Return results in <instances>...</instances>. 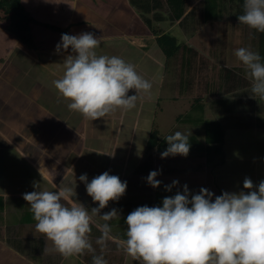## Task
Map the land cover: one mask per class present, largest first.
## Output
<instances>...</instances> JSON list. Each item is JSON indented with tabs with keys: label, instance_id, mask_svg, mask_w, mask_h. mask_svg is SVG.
<instances>
[{
	"label": "crops",
	"instance_id": "crops-1",
	"mask_svg": "<svg viewBox=\"0 0 264 264\" xmlns=\"http://www.w3.org/2000/svg\"><path fill=\"white\" fill-rule=\"evenodd\" d=\"M198 1L195 0L192 6ZM99 2L98 6H94L95 10L91 9L92 5L71 4L64 32L59 26H56L58 29H54L41 22L43 26H32V23L30 29L33 30V40L29 46L8 30L0 28V36L5 35L6 38L10 36L8 40L0 37V237H3L13 251L27 253L28 256H34V259L38 251L46 252L45 243L48 242L36 231V221L33 219L30 206L23 199V194L37 190L34 185L39 184L41 190L53 191L59 187L71 188L75 193L73 199L91 210V205L95 202L88 196L85 191L86 185L79 177L86 174L87 182H90L106 171L112 175L114 169L113 175L118 176L122 182L133 180L127 187L135 185L133 187L135 196L138 192L143 193L138 197L140 200L138 207H162L163 199L174 196L177 193L176 189L181 192L182 188L177 186H183L185 182L188 183L187 188L191 195L199 194L201 188H206L213 193L214 201L215 197L223 192L247 193L249 190L243 188L245 178L252 181L254 186L252 190H257L259 183L264 181V99L252 93L251 81L246 78L241 62L238 66L229 67L223 64L226 61L225 55L215 62L211 55L213 50L209 49L206 54L208 44L213 41H218V44L221 40L222 45L225 43V37L214 39L203 46L204 44L200 45V42L204 41L200 40L199 34L183 35L177 27H173L172 30H176L180 38L198 51V58L203 56L205 51L206 55L203 57L207 64H203L201 70L189 77L193 86L187 87L177 84L178 75L174 69L176 64L173 65L172 62L169 67L171 71L174 69L176 76L174 75L173 83L177 89L182 91L186 88L193 93L190 95V101H194L195 94L200 89L204 97L207 96L202 101L203 107L195 110H200L207 120L218 122L222 126L221 146L217 148L206 143L205 133L202 138L199 137V140L203 141L202 144H199L200 147L197 146L193 135L198 132L192 128L187 133L190 137L187 156L177 154L176 158H172L173 156L161 158L164 148H157L146 154L145 146L154 127L155 118L154 113L153 118L151 117L153 111L151 105L160 106L155 92L157 90L160 93L161 77L167 71L166 57L155 42V36L128 0L125 1L126 4H121L119 0ZM108 10L109 15H106ZM112 10L117 13L116 17L106 19ZM196 16L201 19L198 23L199 33L202 25L209 31L215 29L214 31L222 33L223 29L224 36L228 31H232L228 29V22L225 20L203 24L201 12L195 14V19ZM196 21L198 22L197 19ZM88 32L102 40L96 49L97 55H105L112 49L116 56L134 65L138 74L152 83L151 93H155L154 97L140 93L134 108L130 110L117 108L105 117L92 121L86 120L76 111L69 110L67 107L69 101L59 94L53 81L63 75L64 58L74 53L70 47L68 50L62 48L57 50L56 45L60 43L63 33L79 35ZM195 37L200 41L195 43L193 39ZM239 40L238 35L234 36L235 44H239ZM3 43L7 47L3 46ZM237 48L234 47L230 51L233 57ZM224 51L225 48L222 52L220 50V53L224 54ZM133 56L141 60V63L132 60ZM145 56L149 63L145 64ZM213 65L215 68L210 72L209 69L211 70ZM200 75L204 76L203 86L197 87L195 82L196 78L200 80ZM135 94V90L128 93ZM143 116V120L149 122L145 131H148V137L145 135L147 140L142 150L136 153L133 152V148L136 137L140 138L142 134L138 132L142 131L140 122ZM147 155L150 157L147 158ZM178 155L185 164L182 169L177 166ZM136 156L138 158L133 159ZM170 159L175 166L167 168ZM40 169L47 173L46 178L40 175ZM151 171L159 172L156 179L161 183L156 188L147 183V176ZM168 175L172 177H164ZM178 176L182 178L184 176L183 182L178 181L177 185L167 191L166 186H171L173 179ZM49 180H53L55 189ZM80 189L86 192L83 198L78 194ZM150 197L157 200L152 201V205H147ZM92 224L99 226L95 217ZM92 235L93 229L90 234L93 242ZM29 236H32L37 246H25L29 242L27 241ZM111 240L119 239L112 237ZM94 248L95 253L101 252L99 245ZM102 253L108 264H141L112 243H107ZM46 254V261L43 260L45 264H54L55 261L65 259L56 252L48 251ZM34 259H30L31 264H34ZM79 260L82 264V256Z\"/></svg>",
	"mask_w": 264,
	"mask_h": 264
},
{
	"label": "clouds",
	"instance_id": "clouds-1",
	"mask_svg": "<svg viewBox=\"0 0 264 264\" xmlns=\"http://www.w3.org/2000/svg\"><path fill=\"white\" fill-rule=\"evenodd\" d=\"M239 23L264 32V0H244ZM102 40L92 33L62 34L57 50L71 52L64 58L63 75L53 81L59 94L67 101L69 110L80 113L86 120H96L117 108L130 110L135 107L140 93L151 95L152 83L135 70V66L118 56L97 55ZM235 57L242 63L245 76L251 81V91L264 99V63L258 52L247 47L237 48ZM135 90V95H128ZM168 147L161 158L177 154L187 156L189 136L180 131L165 138ZM158 171H151L147 183L156 188ZM44 178L47 173L40 169ZM86 192L98 207L88 210L73 199L75 193L68 187L58 190H34L23 194L30 206L35 229L51 242L49 252H56L65 259L93 253L92 264H108L103 255H96L90 239L93 217H99L101 235L95 243L101 253L112 239L109 221L119 218L116 209L100 215L109 201H117L125 194L127 182L106 171L87 182ZM53 188L56 185L49 180ZM178 182L166 186L170 191ZM245 178L239 193L223 192L213 201V193L201 188L191 195L187 185L183 194L177 192L165 197L162 207L141 206L130 212L125 223L126 238L118 246L134 261L141 264H264V181L257 190ZM190 205V206H189Z\"/></svg>",
	"mask_w": 264,
	"mask_h": 264
},
{
	"label": "trees",
	"instance_id": "trees-1",
	"mask_svg": "<svg viewBox=\"0 0 264 264\" xmlns=\"http://www.w3.org/2000/svg\"><path fill=\"white\" fill-rule=\"evenodd\" d=\"M128 1L130 5L139 13L143 22L155 36V42L158 44L166 57V70L171 67L172 62L173 65L174 63L176 64L174 69L178 75L177 84H180L182 87L192 85L189 77L197 73L198 70H201V66H204L203 64H207V60L203 56L198 58V51L194 47L190 46L186 40L180 38L177 34V31L172 30V28L177 27L183 35L194 36L197 34L198 23L201 20L200 18H196L198 20L197 22L195 19V14L199 12H201V18L204 20V22H210L211 20L216 21L220 19L228 20V29L233 31L234 36L238 35L240 41H242L244 44L248 43V36H253L252 40L257 45V52L261 56V62L264 63V32H259L255 29H251V31H249L248 26L243 25L238 21V16L243 14L244 0H199L198 3L195 6H192L189 10L187 8L192 4L191 0ZM0 15L6 16L10 19V26H8V29L18 40L27 44L28 46L29 44H32L30 26L34 21V18H32L29 10L25 7L24 0H0ZM46 26L58 29L56 26L54 27L48 24ZM232 49L230 48V50ZM213 68H215V65L212 66L211 70ZM178 71L180 73H178ZM200 76L201 78L204 77L202 75ZM201 78H199L200 80L196 78L195 85H198L197 87L203 86L202 80L204 78ZM197 92L190 109L195 110L196 108H202V105H204L202 101L204 98H207V96L204 97L201 89L199 91L197 90ZM191 120L189 121L191 124L195 122L198 123L200 118L197 117V121ZM202 121L204 123L202 132L200 133L199 131L193 135L196 145L198 144L197 146H199V144H202L203 141L199 140V137L202 138L203 134L205 133L204 140L206 143L210 144L211 146H216L217 148L220 147L223 141L222 126H220L218 122H214L210 119H202ZM163 140H165V138H161L160 135L158 136L157 131L153 130L152 128L145 146V153L150 154L151 150L163 148ZM149 157L150 155H147V158ZM96 223L98 225H102L105 223V221L104 223L103 221H96ZM92 229V243H94L96 246L97 244L95 241L101 235V231L98 226L93 224ZM122 232V229L115 231L112 228L110 235L119 240L124 239L126 236L125 233ZM107 243H112L115 247L118 246V241L109 240ZM94 245L93 247H95ZM95 254L103 255L101 252ZM92 255L93 253L88 252H85L83 255H81L83 261L82 264H92Z\"/></svg>",
	"mask_w": 264,
	"mask_h": 264
},
{
	"label": "rangeland",
	"instance_id": "rangeland-1",
	"mask_svg": "<svg viewBox=\"0 0 264 264\" xmlns=\"http://www.w3.org/2000/svg\"><path fill=\"white\" fill-rule=\"evenodd\" d=\"M99 1H101V0H82V2H81V0H24V5L29 10L32 18H34V21L32 22L33 23L32 26H34V25L43 26L41 24V23H43L46 25L48 24V25H52V26H59L60 30L65 31L66 25H67L68 19H69V14L71 12L70 11L71 10L70 9L71 4H72V6H73V3H75V5L78 4L79 6L81 3L88 5V6L92 5L93 8H91V7L90 8L92 10H95L96 8L94 6H98L100 4ZM119 1L121 4H126V2H125L126 0H119ZM191 1H192V4H195V2H194L195 0H191ZM112 2H115V1H112ZM192 4H191V7H192ZM109 12H110V10L107 11L106 15H109ZM116 14L112 10V12L110 13V16L109 17L106 16V19L112 18V17L114 18V17H116L115 16ZM103 18H105V17H103ZM196 18L199 19L200 17L196 16ZM225 21L228 22V20H225ZM210 22L214 23V20H211ZM205 23H207V22H204L203 24H205ZM8 26H10V19L7 18L6 16L0 15V28H3L4 30L9 31ZM203 27L204 26L202 25L201 33L197 32V34H199L198 37L201 38L200 40L204 41V43L200 42V45L204 44L203 46H206V44L210 43V41H212L214 39H220L221 37H225V40H224L225 43H222V45L220 44V41H221L220 40L218 44H217L218 41H213L210 43V45L208 44L206 47V54H207L209 49H210V51L213 50L211 55L214 57L215 62H218L219 58L223 57L225 55L226 61L225 62L223 61L224 65L229 66V67L238 66L239 61H237L236 57H233L231 52H230L231 51L230 48L232 49L234 47H236V48L237 47H239V48L240 47H247V48H250L252 51L257 52V50H256L257 45L252 40L253 36L247 37V39H248L247 45L242 43V41H240V40L238 41L239 44H235L233 31H228L226 33V36H224L225 33H224L223 29H221L222 33H220V31H218V32L214 31L215 29L209 31ZM249 31H251V28H249ZM30 32L33 36L32 28H31ZM240 36H243V35H240ZM0 37L2 39L8 40V38L10 36H8V38H6L5 35L0 36ZM198 37L193 38L195 40V43L200 41ZM250 39H251V41H250ZM6 40H4V42L7 43ZM2 45L6 46L4 43ZM220 45H221V49H219ZM224 48H225L224 54H221L220 50L222 52ZM206 54L204 51L203 56H205ZM105 55L116 56L112 49L108 50L105 53ZM220 55H222V56H220ZM144 59H145V64L149 63L146 56L144 57ZM132 60L139 61V63H141V60H138L136 56H133ZM228 60H229V62H228ZM173 70L171 71V69L168 68L165 75H163V77H161V87L159 89L160 93L155 89L156 90V92H155L156 93V100H158L160 102V106L157 107L155 104L151 105V109L153 110L151 112V117L153 118V116H154L153 113L155 114L153 130L157 131L158 136L161 134L160 135L161 138L162 137L166 138L168 135H172L176 131H180L183 134L187 135L188 131L192 128H195L197 130V132L200 131V133H201L202 128L204 127V123H203L202 119H206V116L203 115L204 113L201 112L199 109H198L199 111L194 110V109H190V104L192 103V100L190 101V95H193V93L188 91V89H186V88L183 89L182 91L179 88L177 89L176 84L174 85V83H173L174 77L176 76L175 73L173 72ZM210 72H212V70H210ZM178 73H180V72L178 71ZM153 91H154V88H153ZM183 91H185V92H183ZM155 93H151V96L154 97ZM174 97H176L177 99H173ZM187 101H189V102H187ZM144 116L141 118V122H140V127H141L142 131L138 132V134L139 133H142V134H140L141 135L140 138L136 137V140L134 143L133 152L136 151V153H138L142 150V146H144L145 141L147 140V137H148V131L147 132H145V131L147 129L149 122H147L146 120H143ZM197 117L200 118V121L198 123L195 122V123L191 124L189 122L191 119H192L191 121H194V120L197 121L196 120ZM142 127H144V129ZM188 136H189V134H188ZM189 142H190V137H189ZM167 147H168V144H167L166 140H163V148L166 150ZM118 151H120V149ZM136 158H138V156H136L133 159H136ZM172 158H176V157L173 156ZM191 159H192V157H191ZM171 160L172 159H170L169 163L167 162V165H166V166H168L167 168H169V166H171V167L175 166V164L174 165L172 164ZM133 162H134V160H133ZM163 162H162V164L164 166L165 164ZM177 166L180 169L185 167V164L179 155L177 157ZM114 173H115V169L113 170L112 175ZM168 176H164V177L165 178H171L172 177V175H168ZM136 179H138V178L136 177ZM183 179H184V176H183V178L181 176H178V177H175L173 179V181H177V182L180 181V183H182ZM189 181L190 180H188V182ZM132 182H133V180L130 181V179H129L127 181V185H129L128 183L131 184ZM184 182H185V180H184ZM187 184L188 183L185 182L183 184V186H180V185L177 186L178 188H182L181 194H183L184 185H187ZM133 187H135V185H132L130 188L127 187L125 194L123 196H121L117 201H109L108 205L105 208L101 209L100 215H103L104 213H107V212L111 211L112 209L117 210L119 218L113 219V220L108 222L110 224V226L113 228V230H115V231L122 229L123 230L122 233L126 232L127 225L125 223V219L130 212H132L133 210H135L138 207L137 206L138 202H140V200H138V197H139V195H143V193L138 192V193H136L137 196H135V194L133 192V190H134ZM176 190L178 192V189H176ZM85 191L80 189V191L78 193L80 198L81 197L83 198L86 195ZM188 192H189V195L191 197V194H192L191 191L188 190ZM190 197H189V199H191ZM150 199L151 200L149 202H147V205H152L151 202L152 201L155 202L154 200H157L154 197L153 198L150 197ZM95 207H98V202L97 203L95 202L91 205V209L95 208ZM95 218H96V221H98V222L103 221L99 217H95ZM103 223H104V221H103ZM120 224H122V225H120ZM2 238L3 237H0V264H31L32 263L30 259H34L33 258L34 256H28V255H26L27 253H23V252L17 253L16 251H13L12 248L10 247V245H7L5 243V240ZM27 241H29V242L26 243V245H25L26 247L27 246L33 247V246L38 245L36 243V241L34 242V239H32V236H29V238H27ZM45 245H46V247H45L46 250L45 249L44 250L46 252H48V249L51 247V242L48 241L45 243ZM46 252L41 251V253H39V251H38V253L36 254L35 259H34V264H45V262L43 260H45L47 258ZM37 255H39V256H37ZM80 257H81V255L78 256V258L70 257L68 259H63L60 262L55 261L54 264H80V260H79ZM55 259H57V257Z\"/></svg>",
	"mask_w": 264,
	"mask_h": 264
}]
</instances>
